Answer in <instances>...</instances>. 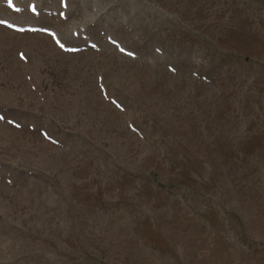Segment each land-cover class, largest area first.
Returning a JSON list of instances; mask_svg holds the SVG:
<instances>
[{
	"label": "rangeland",
	"instance_id": "obj_1",
	"mask_svg": "<svg viewBox=\"0 0 264 264\" xmlns=\"http://www.w3.org/2000/svg\"><path fill=\"white\" fill-rule=\"evenodd\" d=\"M0 264H264V0H0Z\"/></svg>",
	"mask_w": 264,
	"mask_h": 264
}]
</instances>
